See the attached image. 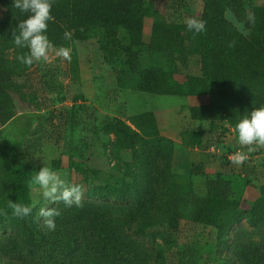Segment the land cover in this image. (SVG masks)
I'll return each mask as SVG.
<instances>
[{"label": "rangeland", "instance_id": "obj_1", "mask_svg": "<svg viewBox=\"0 0 264 264\" xmlns=\"http://www.w3.org/2000/svg\"><path fill=\"white\" fill-rule=\"evenodd\" d=\"M70 1L71 11L66 0H53L52 15L62 32L72 33L65 46L72 49L71 61L57 57L51 63L36 62L26 74L36 104L25 108L15 101L14 117L0 123V210L8 213L0 215V260L30 258L22 244L23 222L31 217L44 225L40 208H68L45 200L28 185L33 212L14 217L8 201L23 202L17 196V170L29 182L34 171L48 166L69 184L83 186L82 203L90 209L117 211L136 190L133 163L138 161L148 173L189 187L198 196L206 195L209 178L222 176L231 181L232 199L239 204L222 226L171 216L169 222L136 235L139 245L149 250L161 246L163 264L241 261L264 242V148L248 153L238 143V133L216 110L212 92H171L189 77L202 76L200 55L168 67L145 44L157 17L165 23L197 17L215 36L235 29L250 42L255 32L264 36V0ZM13 3L0 0V19L7 8L19 10ZM147 116L156 119L157 130L141 143L137 157L121 148L120 137L103 124L114 118L132 126L133 119ZM12 145L17 151L7 147ZM237 151L248 155L240 166L230 160Z\"/></svg>", "mask_w": 264, "mask_h": 264}, {"label": "trees", "instance_id": "obj_2", "mask_svg": "<svg viewBox=\"0 0 264 264\" xmlns=\"http://www.w3.org/2000/svg\"><path fill=\"white\" fill-rule=\"evenodd\" d=\"M65 3L66 9L71 11V1ZM28 15L7 8L0 19L2 125L14 117L15 101L25 108L36 104L35 90L26 77L35 63L27 67L19 62L17 57L26 54L28 49L17 47L12 37V31L18 32L19 22ZM55 20L48 22L45 34L57 48L66 46L68 40L64 39V32ZM254 35L252 41L247 42L235 29L218 36L208 31L195 34L185 23H165L157 17L145 50L160 54L168 67L177 61L186 64L190 55H200L202 76L189 77L183 87L171 92L189 95L212 92L216 96V110L235 129L244 115L264 107V36L256 32ZM103 124L120 137V147L129 149L136 157L141 143L157 130L153 116L135 118L132 126L114 118L105 119ZM7 147L17 151L16 145ZM133 164L137 187L127 203L118 207L119 211H114L113 207L90 209L85 203L82 207H68L56 217L55 231L35 224L29 217L26 224L23 222L26 235L22 244L30 258L24 260L21 256V262L4 258L0 264H163L161 246L149 250L134 240L143 229L161 226L169 222L171 216H182L196 224L222 226L235 215L239 204L232 199L231 181L222 176L209 178L205 184L206 195L198 196L189 187L171 184L167 179L163 181L162 176L148 173L138 161ZM14 174L17 196L23 204L29 205L27 175L20 170ZM192 264H199L198 259ZM236 264H264V242L249 250Z\"/></svg>", "mask_w": 264, "mask_h": 264}, {"label": "clouds", "instance_id": "obj_3", "mask_svg": "<svg viewBox=\"0 0 264 264\" xmlns=\"http://www.w3.org/2000/svg\"><path fill=\"white\" fill-rule=\"evenodd\" d=\"M13 7L21 12L29 13L27 19L19 22L17 31H12L13 42L17 47L27 48L28 52L17 57L20 63L31 67L36 62L51 63L54 58H62L71 61L72 49L65 46L56 47L45 34L48 22L54 21L52 15L53 0H14ZM251 19V17H250ZM185 24L189 31L200 34L206 30V24L197 17H188ZM72 33L65 31L64 39L70 40ZM234 46V45H229ZM234 131L238 133V143L247 147L248 153L256 152L264 148V107L255 108L250 114L244 115L237 123ZM248 155L237 151L230 156L231 163L237 166L243 165ZM29 186L35 191L39 190L45 200L53 204L63 202L66 207L73 205L82 207L84 188L80 184H69L61 174L48 166L41 167L39 171L31 174ZM8 209L16 218H26L31 215L33 208L27 204L8 201ZM60 211L53 208L42 207L38 216L42 218L44 227L49 231L56 229V217ZM0 215L7 217L6 210H0Z\"/></svg>", "mask_w": 264, "mask_h": 264}, {"label": "built area", "instance_id": "obj_4", "mask_svg": "<svg viewBox=\"0 0 264 264\" xmlns=\"http://www.w3.org/2000/svg\"><path fill=\"white\" fill-rule=\"evenodd\" d=\"M230 156V155H229Z\"/></svg>", "mask_w": 264, "mask_h": 264}]
</instances>
